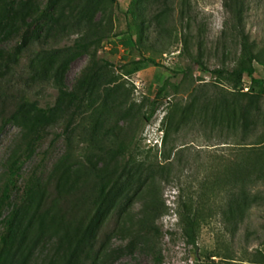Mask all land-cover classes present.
I'll return each instance as SVG.
<instances>
[{"label": "rangeland", "instance_id": "obj_1", "mask_svg": "<svg viewBox=\"0 0 264 264\" xmlns=\"http://www.w3.org/2000/svg\"><path fill=\"white\" fill-rule=\"evenodd\" d=\"M117 1L119 7L107 5L104 14H95L93 21H98L103 42L96 48L94 58L90 53L93 47H90V52L74 55L65 71L63 84L67 91L73 89L87 69L97 70L100 76L93 89L91 108L85 104L74 111L77 115L72 121V132L66 129L69 114L40 129L36 134L40 138L25 134L11 120L20 89L26 91V97L39 107H52L56 103L58 92L51 81L26 85L28 55L33 50L38 51L36 45H32L20 59L19 66L10 71L7 80L15 88L11 92V97L15 98L7 100V107L0 111V198L9 176V160L17 149L20 171L15 187L11 188L10 205L20 204L29 179H38L45 197L55 201V167L69 160L75 168L84 169L75 184L80 189L79 199L85 196L80 200L86 203L83 208H88L90 201L86 196L92 194L91 190L98 182L88 175L89 164L96 170L101 169L103 177H110L123 163L118 146L124 141L132 146V155L137 160L157 169L164 168L159 169L161 172L155 182L160 215L147 233L136 225L135 216L146 198L149 200L146 186L128 205L127 214L132 224L126 221L123 225L121 218L123 226H117L110 218L100 232L99 240L111 251L101 264H264V181L252 187L261 204L252 206L236 232L220 217L226 194L216 190L209 202L218 213L200 229L196 248L185 240L176 205L178 188L191 187L197 202L206 185L204 178L211 173H223L226 166L239 157V132L227 129L225 125H212L206 120L215 101H220L222 96L230 98V94L236 92L233 82L226 77L238 68L242 57L239 24L227 12L224 0H184L189 19L185 16L179 23L181 0H176L179 5L174 4L175 22L170 26L174 30L173 37L166 41L171 42L166 53H152L145 48L153 44L159 51L161 47L152 27L146 31L145 45L127 53L114 36L126 32L129 27L137 39L141 28L133 25L131 16L125 14L133 0ZM48 2L34 0L37 14ZM241 28L255 42V50L264 54V0H247ZM53 36L45 42L47 51L66 50L81 40L83 33L59 28ZM19 41V37L14 36L2 45L12 50ZM149 55L155 58L156 66L145 61ZM196 59L209 72L202 71ZM254 68V78L264 79V66L254 64ZM214 70L223 71L224 77H217L212 73ZM248 80L245 77V81ZM249 91L242 90L244 93ZM262 106L264 110V99ZM153 109L152 117L146 120ZM261 132H264V125L256 129L257 135ZM92 138L94 144L90 147L87 140ZM79 210L78 207L76 214ZM10 211L11 206L0 205V234L4 226L1 222ZM54 245L55 239L47 238L26 264H47Z\"/></svg>", "mask_w": 264, "mask_h": 264}, {"label": "trees", "instance_id": "obj_2", "mask_svg": "<svg viewBox=\"0 0 264 264\" xmlns=\"http://www.w3.org/2000/svg\"><path fill=\"white\" fill-rule=\"evenodd\" d=\"M183 2L181 0L179 3V23L184 21L185 16L189 19ZM33 3L34 0H0V111L7 107V100L15 98L11 97L15 88L7 80L10 71L19 66L26 51L36 45L38 51L33 50L28 55L26 85H41L51 81L58 92L57 100L54 106L42 108L36 102L30 101L26 97L27 92L20 89L11 120L25 134L40 138L36 135L40 129L55 124L66 114H69L66 129L72 132V121L77 115L74 111L85 104L91 108L93 89L100 80L97 70L87 69L71 91L64 87L63 77L74 55L88 53L90 47H93L90 53L94 58L96 48L103 42L102 30L98 29L96 23L98 21H93L95 14H104L107 5L119 7V4L117 0H49L46 7L37 14ZM175 3L176 0H133L125 14L131 16L133 25L140 26L141 31L137 39L133 37L129 27L126 32L114 36L118 38L124 51L128 53L133 49L139 50L142 44L145 45L146 31L152 27L156 34L155 40L161 47L159 51L153 44H148L145 48L152 53L165 54L171 47V42L166 41L173 37L174 30L170 26L175 22ZM224 6L240 26L238 37L242 57L238 68L226 77L233 82L236 92L230 94V98L222 96L220 101H215L206 115V120L212 125H225L227 129L239 132V157L226 166L223 173H211L204 178L206 185L203 186L197 202L194 201L191 187L178 188L176 205L179 224L186 242L195 248L200 229L218 213L216 207H212L209 202L215 196L216 190H221V193L225 191L226 194L220 217L236 232L248 217L252 206L261 204L257 193L252 192V187L264 181V132L256 134V129L264 125V79L254 78V64L264 66V54L261 55L255 50V42L241 28L247 11V0H224ZM65 10H69L67 15L64 14ZM59 28L72 30L77 34L83 33V36L66 50H45V42L54 37L53 34ZM14 36L19 37V43L12 50L4 48L2 44ZM187 36L193 38L188 34ZM144 59L156 66L152 55ZM196 63L202 71L209 72L199 59H196ZM212 73L217 77H224L221 70H214ZM245 77L249 80L245 81ZM243 88L250 91L244 93ZM154 111L155 109L145 119L152 117ZM92 140L93 138L87 140L90 147L94 144ZM17 151L16 149L13 152L9 160V176L7 175L0 198L2 207L11 206L10 213L1 222L4 226L0 234V264H26L36 248L51 237L55 239V245L47 264L103 263L111 251L107 250L104 241L99 240L100 232L110 218L116 221L117 226H123L126 221L132 224L127 214L128 205L146 186L149 200L146 198L135 216L136 225L146 233L154 227V221L160 215L158 200L155 198V182L164 168L160 166L157 169L137 160L132 155V146L124 141L123 145L118 146V153L123 154V163L110 177H103L101 169L96 170L89 164L88 175H92L98 182L96 181L91 190L92 194L86 196L90 203L85 209L83 207L86 203L80 201L85 196L79 199L80 189L75 184L84 169L75 168L69 160L55 167V201L45 197L44 188L38 179H29L21 194L20 204L10 205L11 188L15 187L20 171ZM218 179L222 180L221 183ZM67 207H71V210L68 211ZM78 207L80 210L76 214Z\"/></svg>", "mask_w": 264, "mask_h": 264}, {"label": "built area", "instance_id": "obj_3", "mask_svg": "<svg viewBox=\"0 0 264 264\" xmlns=\"http://www.w3.org/2000/svg\"><path fill=\"white\" fill-rule=\"evenodd\" d=\"M244 91H248V88H244Z\"/></svg>", "mask_w": 264, "mask_h": 264}]
</instances>
